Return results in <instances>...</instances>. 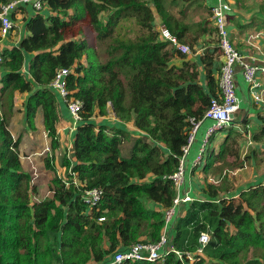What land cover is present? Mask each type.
<instances>
[{
    "label": "trees",
    "instance_id": "trees-1",
    "mask_svg": "<svg viewBox=\"0 0 264 264\" xmlns=\"http://www.w3.org/2000/svg\"><path fill=\"white\" fill-rule=\"evenodd\" d=\"M234 1L241 9L256 8L246 22L229 14L239 30L264 29V0L248 5ZM18 8L25 33L17 45L2 50L0 63V264H109L116 250L158 241L164 210L177 194L169 175L178 167L191 129L189 118H202L211 99H220L223 52L211 6L205 0H47L42 10ZM195 10L206 13L198 17ZM189 11L195 14L191 20ZM130 17L139 30L123 39L118 25ZM85 19L90 37L67 38V27ZM159 27L189 51L163 40ZM207 33L215 45L197 60L187 59ZM236 35L232 31L233 39ZM234 46L240 53L246 48L243 40ZM26 54L31 55L28 75ZM59 67L70 69L69 96L82 101L70 152L61 158V107L49 85ZM19 101L22 109H17ZM109 109L118 120L114 124L101 121ZM21 110L28 130H35L36 113L42 112L51 150L44 165L55 171L56 160L65 169L64 176L55 173L51 178L52 195L39 201L31 199L36 186L21 164V136L14 138L9 128ZM257 118L261 123L241 160L247 135L236 122L209 136L200 197L183 203L184 213H177L168 226V246L182 258L169 251L161 261L118 264H264V175L239 188L233 176L240 161L258 160L264 147V113ZM217 132L223 133L218 145ZM130 138L129 155L118 157L119 145ZM74 173L87 188L102 189L89 211ZM98 217L105 219L100 222ZM202 231L210 239L202 254L190 260L187 253L196 252Z\"/></svg>",
    "mask_w": 264,
    "mask_h": 264
},
{
    "label": "built area",
    "instance_id": "built-area-1",
    "mask_svg": "<svg viewBox=\"0 0 264 264\" xmlns=\"http://www.w3.org/2000/svg\"><path fill=\"white\" fill-rule=\"evenodd\" d=\"M45 1L47 0H0V37H5L13 30L14 21L11 15L12 12H14L20 5H30L35 10H42ZM211 11V19L220 38L219 46L223 52L224 64L221 69V74L218 77L220 99L216 97L211 99L210 105L202 118H189L191 129L188 133L186 143L181 147L182 153L178 157V167L176 171L169 175V178L173 181L176 187L177 194L173 199L172 205L164 210L165 226L159 240L154 243L135 242L131 243L123 250H116L113 252L109 264H118L125 261H160L169 251L175 252L179 258H182V253L180 251L174 249L173 246H168V226L177 213L176 208L182 202L185 203L193 200L190 190H187L184 187L186 183L185 162L186 156L195 141L197 129L201 125L202 121L206 119L212 121V124L206 129L201 146L198 148V155L193 161L194 166L201 160L208 137L216 130L229 126L233 121L235 113L239 109V100L235 87L236 65H239L241 68L244 81L248 85L250 97L257 103L263 102L264 84L262 83L261 74H264V59L257 62H254L256 61L255 59H252L253 61H248L243 58L244 55L233 45L229 37L228 29V16L232 11V4L229 0H216L215 4L211 7ZM159 30L160 36L163 40L170 41L183 52L189 51L188 47L179 43L176 37L173 36L167 29L159 27ZM1 62L2 56L0 53V63ZM69 73L70 69L68 68H57L49 85L56 91L58 97L65 104L67 110L73 118V121L76 123L82 119L80 114L82 101L69 96V90L67 88V77ZM108 105L110 104L108 103ZM109 113L114 116L111 109H109ZM44 150L48 151L49 147H46ZM73 181L82 188L81 199L87 206L88 211L94 208L101 198L102 189L98 187L87 188L84 182L76 178L75 173L73 174ZM97 219L101 222L105 218L98 217ZM209 239V232L202 231L198 238L199 247L195 253H187V257L192 260L193 256L196 254H202V249L208 243Z\"/></svg>",
    "mask_w": 264,
    "mask_h": 264
},
{
    "label": "rangeland",
    "instance_id": "rangeland-1",
    "mask_svg": "<svg viewBox=\"0 0 264 264\" xmlns=\"http://www.w3.org/2000/svg\"><path fill=\"white\" fill-rule=\"evenodd\" d=\"M194 13L199 14V15H197L199 17V16H204V14L206 12H202L200 10H195ZM194 13L189 11L186 14L187 18L190 20L193 19V17L195 16ZM228 17H230V16H228ZM16 23H17V25H15V23H14V25L16 27L14 26V28H13L15 31L14 32H13V30L11 31V33L13 32L14 37H9L8 39L4 40L5 42L2 41L1 42L2 47L9 46L14 42H18V40L22 36L23 24H22V22L20 24V21H18ZM229 25H230V23H228V29H229ZM21 28H22V30H21ZM138 30H139V26L136 23L135 18L130 17V18H125L120 22V24L118 25V32L117 33H118V36H120L121 38L127 39V38L134 37L138 33ZM90 33H91V30L88 27V21L86 19L82 20L80 22H72L67 27V34H68L67 38H69V39H78V38L84 37L86 35H87V37H90ZM259 34H260V32H256V31L247 32L245 34L246 35L245 39L243 40V38H242V40L244 41V45L247 47L244 49H247L251 52H257V53L261 54L260 49H258L256 46L257 45L256 38L259 36ZM262 56L264 57V54ZM263 57H262V59H264ZM243 58L248 60V61H250L252 59H255L256 61H258V59L255 58L254 54H249V55L247 54ZM0 68H2L1 65H0ZM24 72L26 75H28L25 67H24ZM263 76H264V74H261V77H263ZM21 97L22 96H20L19 98H21ZM263 103H264V98H263ZM19 105L21 106L20 101H19L18 106ZM16 113L18 114V113H20V111H18ZM249 116H252V114ZM247 121L249 123V126H248L249 128H247L246 124H242L241 132L243 133V135L244 134L247 135V141H251L252 136L254 135V132L257 129L253 128L255 126V120L254 119L250 118V120L247 119L246 122ZM19 122H20V120H19ZM108 122H110V124H114L113 120H110ZM23 129L24 128H22V130ZM125 129L130 131L131 133H133V128L130 125H125ZM216 131H218V130H216ZM217 133L218 134H216L214 136L216 138L214 142H216V143L218 141H220L222 136H223V133L222 134H220L219 132H217ZM17 136H21V135H16V137ZM35 136L37 137L35 139L36 144H33V138H31L30 135L26 136L24 139L25 142L20 143V145H19V151H20V159H21L22 167L24 170L29 172V174L31 176V182L36 186V193H34V195H32L31 199H32V201H39L45 197L52 195L51 182H50L51 178L54 176L55 173H56V175L64 176L65 169L63 167H60L59 164L56 162V160H55V163H56V170L55 171L45 167L44 159H45L48 151L50 150V147L47 146V147H49L48 151L44 150L46 148L45 147L43 149V145H45V144H43L44 138H42L40 134H35ZM132 141H133V138H130L129 140H126L122 144L119 145L118 157H119V155H120V157H127L129 155L130 148L132 146ZM194 143H195V141L193 142L192 146L194 145ZM211 144H213V142H211ZM208 146L209 145L207 142L205 147H208ZM248 146L249 145L246 143V146L242 147L243 150L240 152V160L243 158V156H244L243 153L245 151H247ZM260 147H262L264 149L263 146H260ZM262 148H260V151H258V154H259L257 156L258 160H256V156H255V159H253V160L250 159L249 161H247V163H245V161H240V165L235 166L233 168V176L235 177V188H236V186L238 188L240 186L246 187V185L259 182L262 179V177L264 175V151L263 152L261 151ZM64 149L67 153L70 152V149H68V146H65ZM62 153H64V152L60 148V150L58 151V156L60 155L59 158H61ZM197 155H198L197 147L196 148L195 147L190 148L189 153L186 156L185 178L187 181V176H189L191 171L195 168L194 171L196 173L194 172L193 175H195L196 179H198V181L200 182L198 185H200L202 187L203 174H201L200 170L202 169L203 164L205 163V155L206 154L204 153L201 157L200 162L194 166L193 161L195 160ZM197 192H198V194L201 193L199 190ZM225 196H229V193H226ZM235 196H237V194ZM176 211H177V213H179L178 207L176 208Z\"/></svg>",
    "mask_w": 264,
    "mask_h": 264
},
{
    "label": "crops",
    "instance_id": "crops-1",
    "mask_svg": "<svg viewBox=\"0 0 264 264\" xmlns=\"http://www.w3.org/2000/svg\"><path fill=\"white\" fill-rule=\"evenodd\" d=\"M229 1L232 4L231 14L236 15V18H238V20H240L241 22H246L247 19L252 15L254 10H256V8L251 9V7H249V8L244 7V9L243 8L241 9V8L237 7V5H239V2L235 4L234 0H229ZM254 1L255 0H244L242 4L243 5H248L250 3L253 4ZM205 2H206L207 5L213 6L215 4L216 0H205ZM20 6H29V5H20ZM239 9H241V10H239ZM19 11H20V9L18 8L14 12H12V15H11L15 25H17L16 22H18V21H20V24H21V22L23 24V21H24L23 20L24 14L19 12ZM156 19L158 20L157 17H156ZM229 23H230V25H229V37H230V39H231V41L233 42L234 45L236 43L239 44V42L242 40V38L244 40L245 36H246L245 34L247 32H251V31L254 32L256 30V27L253 26L252 28H249L245 32H242V30H239L234 25V23L231 20H229ZM211 25H212V23H211ZM21 30H22V28H21ZM14 31L15 30L13 29V32ZM232 31L238 33V35H236V37L234 39L231 37ZM13 32L12 33L10 32L11 33L10 36L6 35L5 37H0V53L2 52V50L5 47H10L12 45H17L18 42H14V43H12L9 46L2 47V43L1 42L6 40V39H8L9 37H14ZM24 33H25V31H24V28H23L22 35ZM212 38H213V35L212 34H208V33L205 34L204 36H202L201 42L198 44V46L196 47L194 52H190V54L187 56V59L197 60L198 57H199V54L204 52L208 47L215 45L211 41ZM256 40H257V45L256 46H257L258 49H260V53L261 54H259L257 52H251V51H249L247 49H244V50L242 49L241 53L244 56H246L247 54L248 55L249 54H254L255 58H257L258 61H261V59L263 57L262 55L264 54V29L260 30V34L256 38ZM25 58L26 59H25L24 67L27 70V64H28V61L31 58V55L30 54H26ZM221 59H222V56H221ZM255 62H257V61H255ZM3 72H4L3 68H0V76H1V74ZM262 83L264 84V76L262 77ZM204 84H205V82H204ZM0 86H1V83H0ZM235 87H236V94H237V97H238V100H239V109L235 113L234 119H233L232 122H236L238 124V128L241 129V126H242L241 122L244 119H246V118L248 120H250V118H251V119L255 120V126L253 128H257V126L260 125V123H261V121L258 120V118H257V114L258 113H264V103L263 102L262 103H257L250 97L249 91H248V85L244 81L243 75L241 73V68H240L239 65L235 66ZM23 97L24 96H22L20 98L21 99L20 101H22ZM59 102H60V107H61V117H60V122H59V139H60V142L62 144L61 145V149L64 152L65 151V149H64L65 146H68V149H70V147H71V144H72L73 139H74L75 128H76L78 122L75 123L73 121V118H72L71 114L69 113V111L67 110L65 104L61 101L60 98H59ZM19 108L22 109V106H20V105L17 106V109H19ZM251 114H252V116H249ZM19 120H20V122H19ZM110 120L118 121L111 113H109L107 116L101 118L102 122L103 121H110ZM206 120H208V119H206ZM206 120L202 121L201 125L197 129L196 136H195V142L196 143L191 148H194V147L196 148L197 147V149H198L201 146L202 140H203L205 132H206V129L212 124L211 120L210 121H206ZM246 123H247L246 124L247 128H249L248 127L249 126L248 121ZM35 127H36L35 130H28L23 125V110H21L20 113H18V114L15 113V115L13 117V120H12V122L10 124V130L12 132V136L14 138H16V135H21L22 136L20 143L25 142L24 141L25 137L30 135L31 138H33V144H36L35 139L37 137L35 136V134H40L41 137L44 138V142H43V144H45V145H43V149H44L45 147L49 146L50 139L47 137L45 129H44V126H43V117H42L41 111H38L36 113V116H35ZM22 128H24V129L22 130ZM222 139H223V137L221 138V140ZM221 140L218 141L216 143V145L218 143H220ZM246 143L248 145H251L252 144V140L251 141H247ZM260 148H262V147H260ZM193 173L194 172L191 171L190 175L187 176V181H186V183L184 185L185 189L190 190V194L192 196V199H194V197H200L199 196L200 194H198V192H197L198 189H199V186H200L198 184L200 182L198 181V179H196V177H195V175H193ZM182 204H183V202L178 206V211L180 212V215L184 213V210L181 209L182 208Z\"/></svg>",
    "mask_w": 264,
    "mask_h": 264
},
{
    "label": "clouds",
    "instance_id": "clouds-1",
    "mask_svg": "<svg viewBox=\"0 0 264 264\" xmlns=\"http://www.w3.org/2000/svg\"><path fill=\"white\" fill-rule=\"evenodd\" d=\"M113 113H114V112H113ZM108 114H109V113H108ZM108 114H107V115H108ZM114 117H115V115H114ZM115 118H116V117H115ZM116 119H117V118H116ZM233 119H234V118H233ZM80 122H81V120H80L77 124H79ZM71 145H72V144H71ZM49 146H50V144H49ZM70 148H71V147H70ZM48 153H51V150H49Z\"/></svg>",
    "mask_w": 264,
    "mask_h": 264
}]
</instances>
